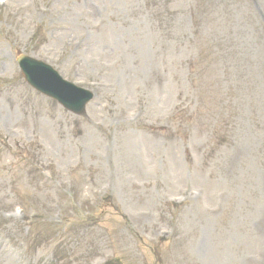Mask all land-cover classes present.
Wrapping results in <instances>:
<instances>
[{
  "label": "rangeland",
  "instance_id": "obj_1",
  "mask_svg": "<svg viewBox=\"0 0 264 264\" xmlns=\"http://www.w3.org/2000/svg\"><path fill=\"white\" fill-rule=\"evenodd\" d=\"M1 2L0 264H264V0Z\"/></svg>",
  "mask_w": 264,
  "mask_h": 264
},
{
  "label": "water",
  "instance_id": "obj_2",
  "mask_svg": "<svg viewBox=\"0 0 264 264\" xmlns=\"http://www.w3.org/2000/svg\"><path fill=\"white\" fill-rule=\"evenodd\" d=\"M26 80L41 93L58 100L68 111L77 115L85 114V107L93 96L79 92L72 86L62 83L49 67L30 58L18 60Z\"/></svg>",
  "mask_w": 264,
  "mask_h": 264
}]
</instances>
